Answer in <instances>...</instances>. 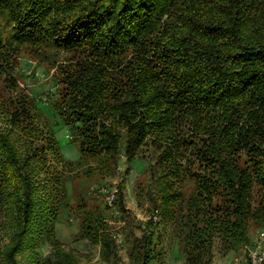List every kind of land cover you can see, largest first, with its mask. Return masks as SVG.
Segmentation results:
<instances>
[{
	"label": "trees",
	"instance_id": "16d2710c",
	"mask_svg": "<svg viewBox=\"0 0 264 264\" xmlns=\"http://www.w3.org/2000/svg\"><path fill=\"white\" fill-rule=\"evenodd\" d=\"M21 50L53 63L73 56L57 64L54 104L81 155L66 161L34 97L4 99L0 85L6 264L27 248L35 264H79L57 242L52 259H33L64 210L78 219L76 239L118 264L99 182L115 173L122 145L128 163L148 152L152 207L186 264H213L217 240L247 251L252 229H264V0H0V66L12 68ZM76 179L97 184L98 197ZM149 223L150 233L130 235L136 264L159 254Z\"/></svg>",
	"mask_w": 264,
	"mask_h": 264
},
{
	"label": "rangeland",
	"instance_id": "374dc122",
	"mask_svg": "<svg viewBox=\"0 0 264 264\" xmlns=\"http://www.w3.org/2000/svg\"><path fill=\"white\" fill-rule=\"evenodd\" d=\"M73 56L69 53H60L57 55L56 63L54 59H41L39 54H33L29 50H21L15 56L12 68L8 67L7 62L4 67L0 68V85L5 87L4 99L10 100L13 96L28 94L37 101V107L41 117L38 123L41 126L52 127L58 141L61 154L66 161H77L80 158V150L76 143L71 141V127L66 125L60 115L59 110L55 107V101L59 98L57 86L58 74L57 64L62 62L68 63ZM14 81L15 86L10 84ZM0 117L3 118L0 114ZM4 121L0 119V123ZM146 149H140L131 163L127 162L124 155V146L122 145L120 159L115 173L112 176L103 178L99 183L103 193L104 189L114 190L120 188L123 193L122 209L121 199L118 204L108 205L110 208L105 210L107 228L112 238L116 241L118 264H136L134 255L131 252L132 241L130 235L141 238L145 232L150 233V221L153 222L152 228H155L158 237L159 254L151 264H186L185 256L181 252L177 235L170 221L162 219L161 216L152 207L154 192L150 187L151 176L149 170V160ZM70 176L67 187L70 196V202L74 203V189L71 179L74 175L65 173ZM74 185L82 186L88 193V197L97 198L99 187L92 181L86 179H76ZM89 198H87L88 200ZM105 200V198H104ZM92 204V199L88 200ZM99 201V198L96 202ZM71 212V211H70ZM64 210L58 213L54 223L53 235L38 238L36 244L35 261L43 262L45 259L53 257L54 242H57L62 248L73 253L79 264H109L101 256L99 245H95L86 239L77 240L76 235L79 233L80 225L75 213ZM264 229H252L250 248L255 245L259 235ZM130 239V240H129ZM9 242V234L4 223V217L0 214V253ZM261 247L264 250V239L261 241ZM32 248H27L19 254L20 264H35L30 262ZM236 259L239 264H249L248 251L241 249L239 251H226L217 240L214 245L213 264H234ZM0 264H6L5 259L0 254Z\"/></svg>",
	"mask_w": 264,
	"mask_h": 264
},
{
	"label": "built area",
	"instance_id": "2783aa9c",
	"mask_svg": "<svg viewBox=\"0 0 264 264\" xmlns=\"http://www.w3.org/2000/svg\"><path fill=\"white\" fill-rule=\"evenodd\" d=\"M118 188L114 190L104 189L103 193L105 195V201L108 203V205H113V203L116 200V195L118 193ZM264 239V232H262L258 240L255 241V245L250 248H247L248 251V263L249 264H264V250L261 247V241ZM234 264H239V261L236 259V262Z\"/></svg>",
	"mask_w": 264,
	"mask_h": 264
}]
</instances>
